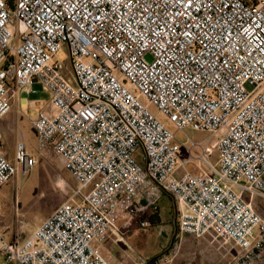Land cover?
Wrapping results in <instances>:
<instances>
[{
    "label": "built area",
    "instance_id": "obj_1",
    "mask_svg": "<svg viewBox=\"0 0 264 264\" xmlns=\"http://www.w3.org/2000/svg\"><path fill=\"white\" fill-rule=\"evenodd\" d=\"M36 82L37 145L18 141L12 161L0 129V187L54 154L78 188L28 237L0 232L7 262L109 264L123 219L150 227L145 192L177 207L178 240L152 264L184 235L228 245L229 264L264 260V0H0V118Z\"/></svg>",
    "mask_w": 264,
    "mask_h": 264
},
{
    "label": "rangeland",
    "instance_id": "obj_2",
    "mask_svg": "<svg viewBox=\"0 0 264 264\" xmlns=\"http://www.w3.org/2000/svg\"><path fill=\"white\" fill-rule=\"evenodd\" d=\"M58 58L64 60L66 50L61 52ZM148 59L150 60V57ZM67 64L70 65V61H67ZM33 87L37 92L29 97L30 100H38V104L33 106L32 110V112L38 113L48 101L49 94L44 90L42 83L36 82ZM153 110L155 109L153 108ZM17 118L24 119L27 122L26 142L36 147L37 139L34 138V134L30 129L28 118L20 116L18 113ZM160 118L165 120L163 116H160ZM7 119L11 125L16 127L15 129H19L12 112H8ZM188 131L193 141L203 142L206 137L205 134L193 130ZM176 137L182 141L187 138L185 132H177ZM213 144V140L207 141L204 143L203 148L208 146L211 149L210 159L215 161L218 153ZM5 146L11 154H14L15 136L12 132L8 133ZM203 148L193 149L194 158L200 156ZM183 149L182 158L187 152L186 148ZM196 161L197 159L194 160V162ZM187 169L190 171L196 170L193 164L189 165ZM184 171L185 168L181 170V172ZM77 188L78 183L71 172L65 168L62 160L54 154L43 158L31 172H21L17 177L0 187V229H6L3 233L4 236L8 239L18 238L20 240L28 237L46 216L50 215L62 202L71 198ZM157 198L152 199L147 192L144 194L145 202L150 204L151 213L152 210L155 213L153 217L152 215L150 217V220L153 219L154 222L149 228H141L139 222L134 223L132 228H122L127 242H124V239L119 243L122 244L123 249L139 253L142 257L140 262L169 254L178 240L176 238L179 231L176 204L164 192H159ZM256 204L259 210L264 209V198H257ZM129 236L130 239H128ZM196 240L205 249L206 260L203 264H229L234 256L235 252L230 251L228 245L221 244L211 236ZM196 245L197 243L194 246ZM180 256L181 250L177 258H180ZM5 261V258L0 256V264H8Z\"/></svg>",
    "mask_w": 264,
    "mask_h": 264
},
{
    "label": "crops",
    "instance_id": "obj_3",
    "mask_svg": "<svg viewBox=\"0 0 264 264\" xmlns=\"http://www.w3.org/2000/svg\"><path fill=\"white\" fill-rule=\"evenodd\" d=\"M36 104H38V100H35V101L30 100V97H27L24 95L20 96V98H17V97L15 98L14 106L11 112L13 114V117L15 118L17 127H19V129H15L16 127L11 125L8 119L0 118V129L3 133L4 153L12 161H15L17 142L20 140H24L26 142L27 140V137L25 134L28 129L27 122L24 121V119H21V120L18 119L17 113L20 114V116L28 118L30 129L33 132L32 127H31V119L37 114V112H32L34 108L33 106H35ZM9 132H12L15 136L14 154H11L9 152V149L5 146L7 135ZM34 138H35V134H34ZM28 146L29 148H35L31 144H28ZM255 207L257 211L264 216V209L259 210V207L257 206L256 202H255ZM120 225L122 226V228L123 227L132 228L134 224L132 226H127L125 223V219H123L120 222ZM5 231H6L5 228L0 229V232L2 233H4ZM123 234L125 237V232H123ZM116 238H117V235L112 234L109 240L102 245L103 253L108 258L109 264H138L140 263V261L142 260V257L140 256V254L132 250L123 249L122 244L119 243V241ZM130 238L131 237L129 236L128 239ZM195 239H198V238H195L192 235H184L183 241H182L183 243L181 245L180 258L176 257L177 259L175 258L174 261L171 263H161V264H203L206 260L205 249H203L199 245L198 240L195 241ZM125 241L126 239L124 240V242ZM196 243L197 245L194 246ZM5 262L8 264H14V263H9L7 261ZM255 264H264V260L257 262Z\"/></svg>",
    "mask_w": 264,
    "mask_h": 264
},
{
    "label": "trees",
    "instance_id": "obj_4",
    "mask_svg": "<svg viewBox=\"0 0 264 264\" xmlns=\"http://www.w3.org/2000/svg\"><path fill=\"white\" fill-rule=\"evenodd\" d=\"M171 197V196H170ZM154 221H153V219H152V221L150 222V226L152 225V223H153ZM157 258H159L158 256L157 257H153L152 259H150L148 262L149 263H153V262H155L156 260H157Z\"/></svg>",
    "mask_w": 264,
    "mask_h": 264
}]
</instances>
